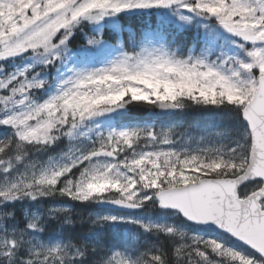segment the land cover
Segmentation results:
<instances>
[{
  "label": "snow or ice",
  "instance_id": "snow-or-ice-1",
  "mask_svg": "<svg viewBox=\"0 0 264 264\" xmlns=\"http://www.w3.org/2000/svg\"><path fill=\"white\" fill-rule=\"evenodd\" d=\"M0 264H264V0H0Z\"/></svg>",
  "mask_w": 264,
  "mask_h": 264
},
{
  "label": "trees",
  "instance_id": "trees-1",
  "mask_svg": "<svg viewBox=\"0 0 264 264\" xmlns=\"http://www.w3.org/2000/svg\"><path fill=\"white\" fill-rule=\"evenodd\" d=\"M79 38L80 37H77V42L80 41ZM177 120H182L184 122H201V123H212L213 122L209 114L201 112L200 110H196V109H190L185 113L178 114L168 122L177 121ZM166 123H163V124L158 123L157 126L164 125ZM103 212H106V211L99 209L98 206H80V207H77L76 209L77 217L83 216L84 218H87L89 215H95L97 213H103ZM87 231H88V225L84 224L82 226L81 221L77 219L76 220V233L85 234L87 233Z\"/></svg>",
  "mask_w": 264,
  "mask_h": 264
},
{
  "label": "water",
  "instance_id": "water-1",
  "mask_svg": "<svg viewBox=\"0 0 264 264\" xmlns=\"http://www.w3.org/2000/svg\"><path fill=\"white\" fill-rule=\"evenodd\" d=\"M132 114L137 119L141 118V119H148L152 121L163 120V119H167L173 116L172 114L163 113L159 111L158 109L151 108L149 106H144V105L134 107L132 109ZM98 208L106 210V211H112V212L116 211L114 209L108 208L107 206H98Z\"/></svg>",
  "mask_w": 264,
  "mask_h": 264
},
{
  "label": "flooded vegetation",
  "instance_id": "flooded-vegetation-1",
  "mask_svg": "<svg viewBox=\"0 0 264 264\" xmlns=\"http://www.w3.org/2000/svg\"><path fill=\"white\" fill-rule=\"evenodd\" d=\"M174 117H172V118H169V119H166V120H161V121H153L154 123H156V125L158 124V123H166V122H168V121H170L171 119H173Z\"/></svg>",
  "mask_w": 264,
  "mask_h": 264
},
{
  "label": "rangeland",
  "instance_id": "rangeland-1",
  "mask_svg": "<svg viewBox=\"0 0 264 264\" xmlns=\"http://www.w3.org/2000/svg\"><path fill=\"white\" fill-rule=\"evenodd\" d=\"M79 39H81V38H79ZM173 122H175V121H171V122H168V123H166V124H164V125H159V126H157V127L159 128L160 126H167V125H169V124H171V123H173ZM103 213H105V212H103ZM136 214L139 215V213H136Z\"/></svg>",
  "mask_w": 264,
  "mask_h": 264
}]
</instances>
